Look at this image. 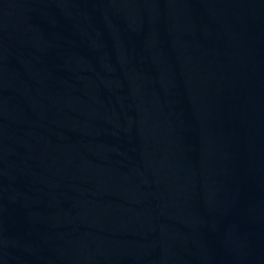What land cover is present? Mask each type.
<instances>
[{"label":"water","instance_id":"obj_1","mask_svg":"<svg viewBox=\"0 0 264 264\" xmlns=\"http://www.w3.org/2000/svg\"><path fill=\"white\" fill-rule=\"evenodd\" d=\"M264 230V0H0V264H223Z\"/></svg>","mask_w":264,"mask_h":264}]
</instances>
